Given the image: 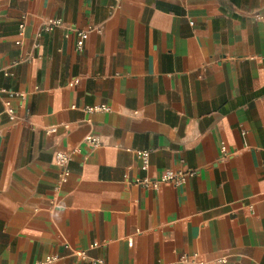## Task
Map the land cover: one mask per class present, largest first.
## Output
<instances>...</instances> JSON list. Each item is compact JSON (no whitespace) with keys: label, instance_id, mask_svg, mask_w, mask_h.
<instances>
[{"label":"crops","instance_id":"crops-1","mask_svg":"<svg viewBox=\"0 0 264 264\" xmlns=\"http://www.w3.org/2000/svg\"><path fill=\"white\" fill-rule=\"evenodd\" d=\"M48 256L264 264V0H0V264Z\"/></svg>","mask_w":264,"mask_h":264},{"label":"built area","instance_id":"built-area-1","mask_svg":"<svg viewBox=\"0 0 264 264\" xmlns=\"http://www.w3.org/2000/svg\"><path fill=\"white\" fill-rule=\"evenodd\" d=\"M62 25L60 20H49L43 25L42 30L45 31H50L56 27H60ZM24 29V24H19L18 26V34L22 35ZM77 35V42H76V47L78 50L82 49L85 40L87 39L88 36V31H83V30H77L76 32ZM20 41H16V44H19ZM7 74V73H6ZM87 112H93V111H107V108L105 106H100V107H88L86 108ZM5 113L9 116L10 120H13L14 117L12 115V110L10 108V104L8 102L5 103ZM85 139L84 142L88 144L90 147L94 148L99 145V139L97 137L88 135L84 137ZM138 157H140V160L142 162V170H145L148 167V159H149V153L147 151L143 152H137ZM71 153L65 152V151H57L54 156V162L55 165L59 168L62 169V174H60V181L64 182L66 181L68 175L70 174L68 171V164L71 159ZM194 172L190 173H185L182 171H173V170H163L160 174L159 177L153 178V179H142L137 180L136 184L141 186V188H147V189H157L159 186L163 184H174V185H179L183 183L188 176H193ZM131 243H129L130 245ZM95 246V245H93ZM82 257H84V254H81ZM55 260V257L48 256L45 258L44 262H41L39 264H49ZM94 263L97 264H103L101 260L95 261ZM201 264V263H197Z\"/></svg>","mask_w":264,"mask_h":264}]
</instances>
